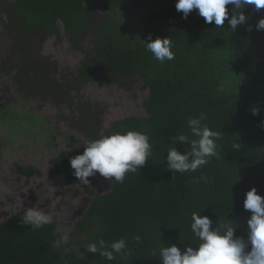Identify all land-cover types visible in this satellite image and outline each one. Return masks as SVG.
Wrapping results in <instances>:
<instances>
[{
	"label": "trees",
	"instance_id": "trees-1",
	"mask_svg": "<svg viewBox=\"0 0 264 264\" xmlns=\"http://www.w3.org/2000/svg\"><path fill=\"white\" fill-rule=\"evenodd\" d=\"M0 0V5L5 3ZM176 0H10L6 3L13 51L20 47L23 65L5 61L7 72L16 70L14 80L22 90L34 96L48 91L61 93L62 102L73 111L72 118L82 129H91L87 140L116 131L136 130L146 133L153 145L152 154L135 173H126L122 183L112 180V189L96 197L75 223L68 244L60 243L56 217L50 225L32 230L22 222L27 208L14 212L0 222V264H162L151 255L161 243L175 244L181 251L196 249L191 230L192 212L208 216L217 223L231 220L235 236L247 239L250 211L243 207L245 194L255 187L264 196V30L256 25L264 18V9L247 6L241 11L246 21L232 31L226 19L222 27L205 23L193 9L187 18L175 8ZM99 4L103 18L94 15ZM229 16L232 6L227 5ZM147 15L144 29L133 30L114 15ZM10 16V17H9ZM0 21H4L0 18ZM65 34L76 48L85 53L80 65L58 73V63L42 54V47L32 45L35 34L44 32L62 39ZM142 30V31H141ZM92 35L84 48L81 41ZM173 42L175 58L160 63L146 50L149 37H168ZM263 44V45H262ZM140 77L142 89L148 90L143 101L147 115L127 116L104 128L107 107L83 95L88 83L130 88L127 79ZM48 100L49 98H45ZM258 113L253 115V109ZM11 108L10 110H15ZM10 110L6 116L11 118ZM203 112V123L220 133L216 157L195 172L174 173L167 168V148L175 134H188L187 119ZM97 123L98 126L95 124ZM94 124L95 128H91ZM86 140V141H87ZM70 150L54 156L51 164L68 185L83 187L95 196L91 187L81 185L73 175L70 159L84 151L75 135L69 136ZM238 142L239 149L232 145ZM183 153L190 144L177 141ZM28 180L43 173L35 166L17 164ZM207 177L208 180L201 177ZM80 239L81 253L67 251L73 240ZM140 235L137 244L134 236ZM103 238L112 242L124 238L129 254L108 261L85 246ZM250 245L248 250H250ZM83 255L84 258L80 259Z\"/></svg>",
	"mask_w": 264,
	"mask_h": 264
},
{
	"label": "rangeland",
	"instance_id": "rangeland-1",
	"mask_svg": "<svg viewBox=\"0 0 264 264\" xmlns=\"http://www.w3.org/2000/svg\"><path fill=\"white\" fill-rule=\"evenodd\" d=\"M9 11V10H8ZM103 10L99 4L94 8V15L103 18ZM121 19L123 25L133 30L138 24L141 29L147 25V15H114ZM62 39L56 35H46L40 32L34 35L32 45L42 47V54L52 56L58 63V73L75 69L80 65L85 53L76 48L73 41L65 34L63 24ZM142 31V30H141ZM93 42L92 35L81 41L84 48H89ZM12 39L6 38L0 42V56L9 55L14 64L20 66L27 62L13 51ZM18 57V58H17ZM16 70L7 72V86L2 87L6 95V107L13 115L7 119L6 126H1L2 150L0 151V222L5 221L14 212L22 208L36 207L56 217L58 230L62 235L69 236L74 230L75 223L82 217L94 200V196L86 193L83 187L68 185L64 177L58 176L51 164L54 156L61 151L70 150L69 136L75 135L81 145L87 140L91 129H82L72 118L73 111L62 102L61 93L53 94L48 91L44 96H34L29 90H22L14 80ZM130 88L120 85H108L100 81L88 83L82 89V94L92 101H99L107 107L103 114L104 128L113 122L127 116L145 117L147 115L143 101L149 91L142 89L140 77H130L127 80ZM49 98L46 100L45 98ZM97 126L98 124L95 123ZM95 128L94 124L91 128ZM17 164L35 166L42 171L41 176H33L28 180L17 170ZM112 181L99 174L93 177L91 187L97 192H108L112 189ZM82 234L73 240V248L67 251L81 253L83 245Z\"/></svg>",
	"mask_w": 264,
	"mask_h": 264
},
{
	"label": "clouds",
	"instance_id": "clouds-1",
	"mask_svg": "<svg viewBox=\"0 0 264 264\" xmlns=\"http://www.w3.org/2000/svg\"><path fill=\"white\" fill-rule=\"evenodd\" d=\"M227 5L232 6L233 15L229 16ZM247 6H254L259 11L264 9V0H176L175 8L187 18L195 9L204 18L205 23H212L219 28L225 20L232 31L239 24L246 21V16L241 11ZM257 30H264V18H261ZM146 50L152 57L164 63L175 58L172 51L173 42L168 37H157L144 43ZM253 109V115L258 113ZM206 116L203 112L199 116L187 119L188 134L179 133L171 137L172 145L167 148V168L174 173L195 172L201 166L208 163L211 157L219 155L216 140L220 133L214 131L203 123ZM187 142L190 150L183 153L173 145L177 142ZM82 154L70 159V166L74 170L73 175L81 185L89 184V177L99 174L105 179L122 183L126 173H135L142 167L152 154L153 145L149 142L146 133L136 130L116 131L102 135L97 139L87 140ZM240 144L235 142L233 149H239ZM208 180L207 177H201ZM245 210L251 215L247 220V239L235 236L236 224L231 220L218 222L212 227V220L208 216L200 215V212H192L190 230L199 246L194 249L187 246L185 251L172 244L165 246L163 243L152 250L153 257H159L162 264H264V196L257 193L255 187L248 190L243 202ZM54 221L52 214L46 213L36 207H28L22 216V222L31 225L32 230L44 225H50ZM133 239L137 244L142 242L141 236ZM60 243L68 244L69 237L61 235ZM249 245L250 250H248ZM89 253H99L108 261L117 258V255L129 254L127 242L124 238L112 242H106L103 238L93 241L85 246ZM84 256L81 255L80 259Z\"/></svg>",
	"mask_w": 264,
	"mask_h": 264
},
{
	"label": "flooded vegetation",
	"instance_id": "flooded-vegetation-1",
	"mask_svg": "<svg viewBox=\"0 0 264 264\" xmlns=\"http://www.w3.org/2000/svg\"><path fill=\"white\" fill-rule=\"evenodd\" d=\"M6 2L0 5V18L4 21H0V42L5 40L6 38H11V30L9 27H7V24L5 22V19L8 17V10H10V7L7 8L6 3L10 0H5ZM244 12V11H243ZM10 17V16H9ZM263 45V44H262ZM4 50L0 49V52L2 53ZM16 53H19L22 55L21 48H16ZM9 57V55H4V58L0 56V151L2 150V135H1V126H6L7 123V116L6 111H4V107H6V95L5 93H2V87H6L9 80H7V69L5 66V61ZM18 58V57H17Z\"/></svg>",
	"mask_w": 264,
	"mask_h": 264
},
{
	"label": "water",
	"instance_id": "water-1",
	"mask_svg": "<svg viewBox=\"0 0 264 264\" xmlns=\"http://www.w3.org/2000/svg\"><path fill=\"white\" fill-rule=\"evenodd\" d=\"M92 182H93V180L91 181V184H92ZM104 193H106V192H104ZM104 193H102L101 191H97L96 194H95V196H94V199H95L96 197H98L99 195L104 194ZM83 215H84V213H82V216H83Z\"/></svg>",
	"mask_w": 264,
	"mask_h": 264
}]
</instances>
